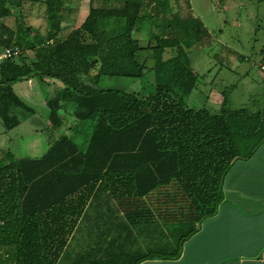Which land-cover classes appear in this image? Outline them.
<instances>
[{
  "label": "trees",
  "instance_id": "16d2710c",
  "mask_svg": "<svg viewBox=\"0 0 264 264\" xmlns=\"http://www.w3.org/2000/svg\"><path fill=\"white\" fill-rule=\"evenodd\" d=\"M25 1L0 0V19ZM39 1L46 5L45 35L32 26L0 22V48H24L0 63V123L11 130L21 122L19 111L33 112L14 91L15 83L51 78L61 83L46 98L51 129L62 126L61 112L71 105L74 126L83 127L85 138L78 144L73 134H60L39 157H15L0 148V248H7L0 264H136L145 258H176L194 231L192 224L215 212L231 163L250 157L264 141V109H230L227 95L216 112L187 104L198 78L186 48L210 39L189 7L168 14L164 0H90L81 24L59 39L67 9L63 0ZM147 19L152 26L163 21L172 33L152 31L142 45L134 33ZM146 70L154 76L148 94L98 85L105 75L140 78ZM104 175L113 177L116 187L124 186L132 202L143 204L175 181L192 209L178 220L190 225L166 228L161 244L137 249L132 260L117 257L116 251L107 255L109 248L98 259L89 251L60 258L67 233L61 231L63 206ZM70 217L73 223V211ZM151 217L146 215L148 222Z\"/></svg>",
  "mask_w": 264,
  "mask_h": 264
},
{
  "label": "crops",
  "instance_id": "0c3cea01",
  "mask_svg": "<svg viewBox=\"0 0 264 264\" xmlns=\"http://www.w3.org/2000/svg\"><path fill=\"white\" fill-rule=\"evenodd\" d=\"M63 2L67 9L64 11L61 29L56 33L59 39L81 24L84 18L82 21L77 19L80 12H87L90 0ZM85 5L87 7L83 8ZM163 5L168 14L177 9L173 4L171 6L165 2ZM163 27V21L159 20L152 26V21L147 19L139 24L134 35L142 45H145L152 31L167 35L172 33V27ZM194 73L197 74L195 70ZM35 77L39 79L38 85L46 86L52 92L51 95L61 87L60 81L56 79ZM35 77L25 79L26 89L34 87ZM196 90L197 87L189 97H192ZM33 96L28 103L33 108L31 116L47 114L44 115L45 127L37 128L36 132L48 134L50 130L52 131L48 120L49 111L41 108L37 97L34 94ZM209 97L210 93L205 103H208ZM46 98L47 95L41 99L47 107ZM214 104L221 107L222 101H216ZM202 107L209 109L206 106ZM220 107L209 110L216 112ZM74 124L65 127L64 130L69 129V134H73L76 142L82 144L85 130ZM62 126L54 131H59ZM60 134L68 133L58 132L52 139L45 141L36 149L40 150L39 155L21 157L41 156L48 149L50 142ZM113 179L104 175L90 187L79 189L71 197L72 200H67L66 206L62 208L66 222L63 226L64 222L61 224V231L65 229L67 233L60 258L63 254L81 255L89 251L91 258L98 259L104 256L105 249L109 248L107 255L115 256L118 253L117 257L132 260L137 249L145 251L148 247L161 244L162 232L166 228H173L181 223L190 225V221L178 220L192 209L186 202L189 197L181 194L175 181L166 188L155 190L153 194L144 198L143 204L141 200L132 202L133 199L125 194L124 186L116 187ZM71 211L74 212L73 223L70 222ZM148 213L153 215L149 222L146 218ZM167 213L170 214V218L164 217ZM131 218L135 223L131 222ZM192 227L194 231L185 238L176 258H145L138 260L136 264H264L261 259L264 251V141L250 157L235 159L231 163L222 179L221 199L215 212L194 222ZM132 252L135 254L131 255Z\"/></svg>",
  "mask_w": 264,
  "mask_h": 264
},
{
  "label": "rangeland",
  "instance_id": "374dc122",
  "mask_svg": "<svg viewBox=\"0 0 264 264\" xmlns=\"http://www.w3.org/2000/svg\"><path fill=\"white\" fill-rule=\"evenodd\" d=\"M168 5L177 6L180 12L189 7L194 17L199 18L208 32L210 39L206 45H193L186 49L192 68L197 73L198 84L194 95L187 104L193 107L206 106L217 109L216 101L228 97V108H245L248 111L264 109V2L261 0H164ZM85 5L83 8H86ZM169 11V10H168ZM46 5L41 1L26 0L14 8L13 15L0 19V22L15 28L17 23L32 26L35 32L46 34L48 22ZM88 13L79 14L82 21ZM65 15V14H64ZM61 34V32H60ZM30 55V51L27 52ZM146 55H149L146 52ZM148 65L152 64L148 60ZM153 71L146 70L140 78L122 76H102L99 87L116 89L124 92H140L148 94L153 90ZM26 81L15 83L14 91L29 103L30 98L37 97L38 105L48 111L41 98L51 95L44 85H38L35 77L34 87L26 89ZM25 88V90H23ZM225 94H224V92ZM208 103H205L209 95ZM38 106V107H39ZM42 110V109H40ZM68 111H62L63 126L59 131L50 130L48 134L37 133L36 129L45 127L44 115L19 111L21 122L11 130H5L0 123V148L12 152L16 157L37 156L45 141L52 139L57 133L66 132L76 122ZM37 146L35 148V146ZM32 146V147H31ZM7 248H0V259Z\"/></svg>",
  "mask_w": 264,
  "mask_h": 264
},
{
  "label": "built area",
  "instance_id": "2783aa9c",
  "mask_svg": "<svg viewBox=\"0 0 264 264\" xmlns=\"http://www.w3.org/2000/svg\"><path fill=\"white\" fill-rule=\"evenodd\" d=\"M23 50L24 48L19 45L1 47L0 48V63L10 58L19 56L23 52ZM261 69H264V65H261ZM261 259L264 261V251L262 253Z\"/></svg>",
  "mask_w": 264,
  "mask_h": 264
}]
</instances>
